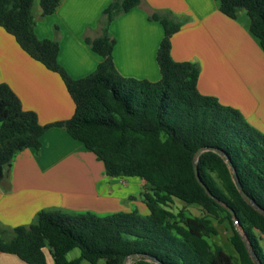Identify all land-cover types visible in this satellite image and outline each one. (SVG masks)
Wrapping results in <instances>:
<instances>
[{
    "label": "trees",
    "instance_id": "trees-1",
    "mask_svg": "<svg viewBox=\"0 0 264 264\" xmlns=\"http://www.w3.org/2000/svg\"><path fill=\"white\" fill-rule=\"evenodd\" d=\"M62 0H38L41 16L53 13ZM220 11L235 18L241 10L249 17V31L264 51V0H217ZM140 0H112L102 11L101 33L85 42L101 60L88 75L73 79L58 62V42L40 39L34 32V0H0V27L11 34L31 58L62 78L74 103L72 116L42 125L34 111L24 110L10 87L0 82V165L8 169L14 154L25 148L39 150L49 126L64 129L103 163L108 176L140 177L148 214L137 210L106 215L92 212L40 211L34 223L11 230L0 227V251L27 264H47L48 247L54 264H122L131 253H141L131 264H256L235 227H239L264 264V214L240 195L225 158L213 150L193 158L201 147H215L231 161L245 193L264 211V133L251 126L239 110L199 92L195 63L175 61L170 37L182 21L154 13L150 19L163 27L156 52L157 81L122 76L112 50L115 40L109 24ZM176 198L197 204L203 215H177L169 208ZM218 200V201H217ZM210 217L226 222L228 241L236 258L208 238L217 232ZM79 248L80 254L67 259Z\"/></svg>",
    "mask_w": 264,
    "mask_h": 264
},
{
    "label": "crops",
    "instance_id": "crops-1",
    "mask_svg": "<svg viewBox=\"0 0 264 264\" xmlns=\"http://www.w3.org/2000/svg\"><path fill=\"white\" fill-rule=\"evenodd\" d=\"M111 1L62 0L46 16L35 9L36 36L58 42V62L71 78L90 74L100 62L101 57L84 38L100 35L99 20ZM154 13L183 22L170 37V54L175 61L197 65L199 92L236 108L264 133V51L249 31L246 11L231 18L220 11L217 0H140L109 24L115 40L113 62L122 76L149 81L160 78L156 52L163 27L150 19ZM0 82L10 87L24 110L36 113L42 125L66 120L74 112L59 74L28 56L2 27ZM40 140L39 150H20L8 169L2 168L1 228L28 226L40 211H88L101 216L135 209L148 214L144 201L134 195L145 188L143 179L106 175L95 154L58 126H49ZM44 253L47 264H54L47 247ZM0 264L27 263L0 251Z\"/></svg>",
    "mask_w": 264,
    "mask_h": 264
},
{
    "label": "rangeland",
    "instance_id": "rangeland-1",
    "mask_svg": "<svg viewBox=\"0 0 264 264\" xmlns=\"http://www.w3.org/2000/svg\"><path fill=\"white\" fill-rule=\"evenodd\" d=\"M36 8H40L39 4H38V0H34L33 13H34ZM137 178H140V177H137ZM140 191L143 192L144 188H142L141 190L140 189L136 190L134 192V195H135L136 199H142L143 200V196H142V193ZM168 208L176 215H177V212L179 210H183V213L186 216H199V215H203V213H204L202 208L199 205H197V204H186L183 201L176 199V198H174L172 200V202L169 204ZM140 214H143V212H140ZM210 219H211L212 224L216 227L217 232L214 235H212L211 237H209L208 241L211 244L215 243V244L220 245L224 249V251H226L228 254L233 255L236 258L237 254L228 241L229 230L227 229L226 222H223V221L220 222L218 219H216L214 217H210ZM262 244L264 245V240H262ZM79 254H80L79 248H74L73 250H71L67 254V258L71 259L73 257H77ZM80 264H89V262L86 260H83V261H81ZM97 264H105L104 259H99Z\"/></svg>",
    "mask_w": 264,
    "mask_h": 264
},
{
    "label": "water",
    "instance_id": "water-1",
    "mask_svg": "<svg viewBox=\"0 0 264 264\" xmlns=\"http://www.w3.org/2000/svg\"><path fill=\"white\" fill-rule=\"evenodd\" d=\"M205 150H213L217 153H219L220 155H222L224 158H225V162L226 164L228 165V167L231 169L232 171V174L234 176V182L236 184V187L240 193V195L242 196V198L247 202L249 203L250 205H252L255 209H257L258 211H260L262 214H264V211L261 210L259 208L258 205H256L254 203V201L245 193V191L243 190L241 184H240V181L238 179V176L234 170V167L231 163V161L229 160V158L225 155V153L223 151H221L220 149L218 148H215V147H201L199 148L195 155H194V158H193V170H194V173H195V177L198 181V183L203 187V189L205 190V192L210 196V197H213V195L210 193L209 189L206 187L205 183L201 180L200 176H199V172H198V168H197V159L199 157V155L205 151ZM2 175V166L0 165V177ZM218 201V200H217ZM231 215H232V220H233V223L235 224V227L237 228L244 244H245V247L250 255V257L256 262V264H262L259 260V258L257 257V255L254 253L252 247H251V244L250 242L248 241L247 237L245 236V234L243 233L241 227H239V224H238V220L236 218V214L235 212L232 210V209H229ZM137 258H146V256H144L143 254L141 253H131L129 255H127L122 264H131L132 261L134 259H137ZM148 260L150 261H153V262H156L158 264H162V263H159L154 257H147Z\"/></svg>",
    "mask_w": 264,
    "mask_h": 264
}]
</instances>
